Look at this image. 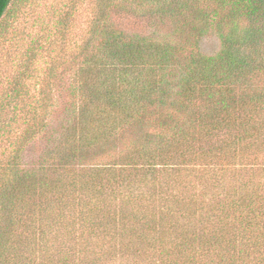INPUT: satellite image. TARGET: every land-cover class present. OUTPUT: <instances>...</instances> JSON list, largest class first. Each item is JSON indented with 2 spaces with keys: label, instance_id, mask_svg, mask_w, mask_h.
Segmentation results:
<instances>
[{
  "label": "trees",
  "instance_id": "trees-1",
  "mask_svg": "<svg viewBox=\"0 0 264 264\" xmlns=\"http://www.w3.org/2000/svg\"><path fill=\"white\" fill-rule=\"evenodd\" d=\"M92 1L66 133L0 116V264H264V0Z\"/></svg>",
  "mask_w": 264,
  "mask_h": 264
},
{
  "label": "rangeland",
  "instance_id": "rangeland-1",
  "mask_svg": "<svg viewBox=\"0 0 264 264\" xmlns=\"http://www.w3.org/2000/svg\"><path fill=\"white\" fill-rule=\"evenodd\" d=\"M93 15L92 0H14L0 24L2 121L6 124L20 120L15 130L20 134L24 122L30 119L29 112L46 100L51 84L52 113L47 120L50 127L26 148L23 160L29 167L38 165L55 146L51 140L56 134L61 138L74 121L76 114L69 110L79 105L74 77L82 61L76 55L89 38ZM133 17L125 15L115 20L129 32L151 33L142 20ZM202 49L214 54L220 42L211 35L203 41ZM64 54L67 62L63 63Z\"/></svg>",
  "mask_w": 264,
  "mask_h": 264
}]
</instances>
